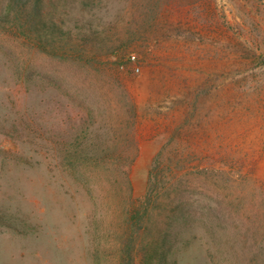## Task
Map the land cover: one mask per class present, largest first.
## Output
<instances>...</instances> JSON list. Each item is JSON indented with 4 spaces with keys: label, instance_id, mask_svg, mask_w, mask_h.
Instances as JSON below:
<instances>
[{
    "label": "rangeland",
    "instance_id": "rangeland-1",
    "mask_svg": "<svg viewBox=\"0 0 264 264\" xmlns=\"http://www.w3.org/2000/svg\"><path fill=\"white\" fill-rule=\"evenodd\" d=\"M160 1L145 24L137 0H41L33 23L35 0H0V264H264V0ZM172 137L199 159L162 168L130 263L129 204Z\"/></svg>",
    "mask_w": 264,
    "mask_h": 264
},
{
    "label": "trees",
    "instance_id": "trees-1",
    "mask_svg": "<svg viewBox=\"0 0 264 264\" xmlns=\"http://www.w3.org/2000/svg\"><path fill=\"white\" fill-rule=\"evenodd\" d=\"M28 0H10V3L8 5V12L6 13L7 18H15L16 15L19 13H23L28 9L29 4L27 3ZM41 0H35V2L32 5V13L30 15V20L33 23V18L36 17L34 14L35 12L37 15L39 13L37 10L40 9V2ZM140 2V0H137ZM161 1L160 0H147L146 2H140L138 3L137 9L134 13V19L141 18L144 19L143 23L145 24L148 22L149 18L148 16L152 15L153 19L158 15V10L160 8ZM155 16V17H154ZM136 26V25H135ZM261 61V65L264 68V52H261V54L257 57ZM134 109V110H133ZM135 108L133 104L128 105V108L126 109V113L132 115V119H135L134 112ZM123 131H126L125 127L120 128ZM119 139L113 140L112 144L114 146H118L117 144L123 143L122 141L126 142H133L134 138H131L130 136L127 138L131 141L122 140L120 137ZM124 144V143H123ZM122 145V144H121ZM168 145H171L174 147V153H171V155L166 156L165 150ZM104 147L108 146L107 143L103 145ZM182 144L180 141H176L175 137H172L169 139L167 145L163 146L162 149L157 153V155L154 157L151 169L149 171V181H148V187L146 194L143 198V201L141 200H131L128 208V217L131 221L130 225V233L127 236V239L124 242V246L122 247L123 254H128L129 256V262L133 263L135 262L136 258L134 257V254L132 251H134L138 237L140 232L143 230L144 224L146 223V218L148 214H151V206L152 204L157 201H159L163 197H168L166 194L163 196L162 191L166 188V185L168 182H166L163 178V167L167 165L174 166L175 168V174L173 179L174 181H179L186 177L189 173L188 172L193 170V162L196 159H199V157L195 158L192 154H187L185 156L184 153L180 152ZM88 154V153H87ZM76 155V154H75ZM71 156L69 163L76 167V163L84 161L89 163L98 164L103 167H116L119 166V163L123 159V155H115V154H109V152L102 153L100 155H86L84 157L82 156ZM206 158L213 160V163L210 164L211 170H214L218 167H222L226 163V156L223 153H220L218 157H202V160H205ZM184 165V166H183ZM186 167V168H185ZM186 170V172H185ZM125 176V172H124ZM169 184V183H168Z\"/></svg>",
    "mask_w": 264,
    "mask_h": 264
},
{
    "label": "built area",
    "instance_id": "built-area-1",
    "mask_svg": "<svg viewBox=\"0 0 264 264\" xmlns=\"http://www.w3.org/2000/svg\"><path fill=\"white\" fill-rule=\"evenodd\" d=\"M131 61H132L133 63H135V61H136V57H135V56H132V57H131ZM135 72H136V73H139V72H140V68H139V67H135Z\"/></svg>",
    "mask_w": 264,
    "mask_h": 264
}]
</instances>
